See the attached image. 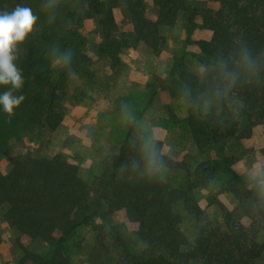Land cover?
<instances>
[{
    "label": "trees",
    "instance_id": "trees-1",
    "mask_svg": "<svg viewBox=\"0 0 264 264\" xmlns=\"http://www.w3.org/2000/svg\"><path fill=\"white\" fill-rule=\"evenodd\" d=\"M211 1L216 7L199 10L195 5L190 8L187 0H154L158 9L155 20L147 16L145 0H62L58 4L68 22L60 19L58 29L46 28L49 39L59 41L58 51L71 49L78 57L86 39L71 26L80 17L79 11L90 12L100 16L104 41L96 45L110 60L112 70L120 65L123 48L130 46L127 38L115 37L114 8L128 11L136 42H143L154 55L165 43L163 27L174 25L186 12L189 39L200 18L201 28L210 33L197 43L196 55L203 70L195 73L178 59L166 79H157L170 98L187 103L189 134L199 150L211 149L215 157L191 170L165 152L163 141H151L165 169L186 175L185 187L176 188L148 170L145 144L132 134V128L118 153L105 160L103 174L94 186L81 177L76 164L61 155L9 156L10 170L0 172V208L8 227L50 245L32 256L34 264H70L64 249L71 238L83 227L96 230V219L106 221L121 210L129 222L137 224L145 249L140 254L132 252L129 240L116 234L112 246L120 255V264H257L263 259L264 241L259 242L258 236L264 229V189L234 168V155L227 153L224 143H241L257 127L264 129V0ZM68 4L76 5L73 11ZM51 12L57 13L56 8ZM49 43L45 54L48 49L53 52V43ZM70 68L83 69L89 76L84 64L81 68L71 64ZM67 72L58 76L54 72L49 78L48 98L39 108L35 124L38 131L58 126L57 87ZM208 97L213 104L206 111ZM2 109L0 105V113ZM261 153L264 159V149ZM219 174L225 176L224 190L237 201L244 220L222 209L223 222L213 223L193 198L194 190L209 186ZM179 204L196 226L190 246L176 211Z\"/></svg>",
    "mask_w": 264,
    "mask_h": 264
},
{
    "label": "rangeland",
    "instance_id": "rangeland-1",
    "mask_svg": "<svg viewBox=\"0 0 264 264\" xmlns=\"http://www.w3.org/2000/svg\"><path fill=\"white\" fill-rule=\"evenodd\" d=\"M61 1L55 0L57 13H52L42 10V4L47 0H0V10L11 11L17 5L26 6L38 18L34 33L19 46V59L16 62L23 71L24 85L14 94H22L26 99L14 109V115L9 116L3 109L0 113V172L10 170L9 156L30 154L34 157H52L58 154L76 164L81 177L94 186L103 174L105 160L118 153L130 128L143 144L163 141L165 152L191 170L215 157L211 149L199 150L189 134L187 103L170 98L160 88L157 79H166L178 59H183L187 68L195 73L203 70L196 55L197 43L208 38L210 33L201 28V19L196 20V28L189 39L186 12L179 16L174 25L163 27L161 33L165 43L161 52L154 55L143 42H136L128 11L124 7L114 8L117 22L115 37L127 38L130 46L123 48L119 54L121 63L112 70L110 60L98 51L96 45L104 41L99 26L100 16L81 10L77 22L70 25L86 39V45L78 57L73 55L71 64L76 63L79 68L84 64L89 76L82 72L83 69L80 72L71 69L72 74L69 75L68 68L51 62L61 54L55 52L59 41L50 40L46 33V28L58 29L59 24L62 25L61 20L68 22L64 10L58 6ZM187 2L190 8L195 5L199 10L216 7L211 0ZM145 4L147 16L155 20L158 9L154 0H145ZM68 6L73 11L76 5ZM49 42L53 43V52L48 49L45 54ZM82 55L87 60H83ZM66 69L68 72L57 87L60 102L56 111L61 118L58 126L55 130L46 128L38 131L35 124L39 108L48 98L49 78L54 72L57 76L63 74ZM6 90V86H0V93ZM212 104L213 99L208 97L205 110L209 111ZM224 148L229 155H234V168L264 189V159L261 153L264 149L263 127H257L253 136L241 143L226 141ZM164 175L170 187H185V174L164 169ZM224 179L225 176L219 174L209 186L194 190L193 198L213 223L223 222L222 209L232 212L236 219L244 220L237 210V201L224 190ZM176 211L181 217V229L190 246L197 234L193 218L180 204ZM3 213L0 208V264H34L32 256L48 250L50 245L40 240L32 241L8 227ZM94 227L96 230L81 228L67 243L64 251L70 264H120V255L112 246L116 234L129 240L132 252L140 254L145 249L137 235V224L129 222L122 210L109 215L106 221L96 219ZM258 241H264V229ZM257 264H264V257Z\"/></svg>",
    "mask_w": 264,
    "mask_h": 264
},
{
    "label": "clouds",
    "instance_id": "clouds-1",
    "mask_svg": "<svg viewBox=\"0 0 264 264\" xmlns=\"http://www.w3.org/2000/svg\"><path fill=\"white\" fill-rule=\"evenodd\" d=\"M55 7V0H47L42 4V10L49 12ZM37 16L30 7L17 5L13 10H0V86H6L8 90L0 93V105L9 116L14 115V109L19 107L26 99L24 95H15L24 85V75L17 66L19 59V46L34 33L37 25ZM58 51V49H56ZM73 52L71 49L58 54L51 62L69 69L71 75V61ZM145 152L148 159V170L152 174H159V179H165V165L157 155L153 145L146 143Z\"/></svg>",
    "mask_w": 264,
    "mask_h": 264
}]
</instances>
